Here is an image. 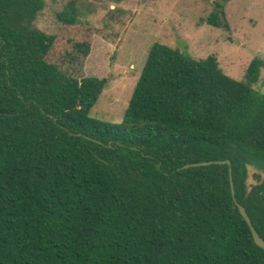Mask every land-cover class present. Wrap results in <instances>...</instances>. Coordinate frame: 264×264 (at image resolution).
<instances>
[{
	"label": "trees",
	"instance_id": "trees-1",
	"mask_svg": "<svg viewBox=\"0 0 264 264\" xmlns=\"http://www.w3.org/2000/svg\"><path fill=\"white\" fill-rule=\"evenodd\" d=\"M44 7L0 0V264H264L235 202L264 240L263 61L237 80L156 42L113 125L90 116L95 26L73 0L48 34Z\"/></svg>",
	"mask_w": 264,
	"mask_h": 264
},
{
	"label": "rangeland",
	"instance_id": "rangeland-1",
	"mask_svg": "<svg viewBox=\"0 0 264 264\" xmlns=\"http://www.w3.org/2000/svg\"><path fill=\"white\" fill-rule=\"evenodd\" d=\"M73 0H44L35 26L48 34L62 27L58 15ZM223 6L229 31L206 19ZM79 18L95 26L86 61L89 77L108 85L90 116L120 125L150 47L166 44L195 59L213 55L230 77L244 80L251 61H263L254 89L264 94V0H75ZM249 168V183H254ZM264 178V172L261 173Z\"/></svg>",
	"mask_w": 264,
	"mask_h": 264
},
{
	"label": "water",
	"instance_id": "water-1",
	"mask_svg": "<svg viewBox=\"0 0 264 264\" xmlns=\"http://www.w3.org/2000/svg\"><path fill=\"white\" fill-rule=\"evenodd\" d=\"M211 164H230L229 161H213V162H203V163H195V164H189V165H186L185 167H191V166H200V165H203V166H206V165H211ZM230 178H231V187H232V194H233V197H234V200H235V193H234V186H233V182H232V171L230 169ZM237 206H238V209H239V212L241 214V216L245 219V221L247 222L250 230H251V233H252V236H253V239L255 241V243L264 249V240L259 236V234L256 232L253 224H252V221L249 217V215L247 214L246 212V209L241 205L239 204L236 200H235Z\"/></svg>",
	"mask_w": 264,
	"mask_h": 264
}]
</instances>
